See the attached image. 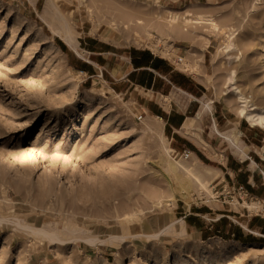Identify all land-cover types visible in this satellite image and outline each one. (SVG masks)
I'll list each match as a JSON object with an SVG mask.
<instances>
[{
    "label": "rangeland",
    "instance_id": "obj_1",
    "mask_svg": "<svg viewBox=\"0 0 264 264\" xmlns=\"http://www.w3.org/2000/svg\"><path fill=\"white\" fill-rule=\"evenodd\" d=\"M132 49L172 69L165 99ZM232 72L264 108V0H0V264H264V128Z\"/></svg>",
    "mask_w": 264,
    "mask_h": 264
},
{
    "label": "crops",
    "instance_id": "obj_2",
    "mask_svg": "<svg viewBox=\"0 0 264 264\" xmlns=\"http://www.w3.org/2000/svg\"><path fill=\"white\" fill-rule=\"evenodd\" d=\"M128 58H129V63L132 66V69L129 70L126 73V75H127V79L131 82V85H134L137 87L139 86L140 88H142L146 91H151L153 94L155 93L156 95H160L161 98L165 99L168 95L167 94L168 88H166L165 94H162L161 92H159L160 89L156 90L155 86H154V85H156L157 87H159V86L168 87V85H166L165 82H167L168 84L170 83V84L174 85L171 82V80H169V78H167V74L172 72V69L165 67V65H166L165 61L162 58L154 56L149 51H146L144 49H132ZM154 58H158V59L162 60L161 62H157L158 68L155 69L151 66H138V65H140V63L146 62V61L151 63L154 60ZM133 60L136 61V64L133 63ZM178 74H179V76H183L182 73H178ZM117 80L118 79H116V81ZM179 90L184 92L181 89H179ZM155 104H157V103L152 102L150 100L148 103L145 102L146 108H143L144 111H149L150 113H152V115H154V117H158V118H161V117H159L157 114H163L164 119H165V121H164L165 125L167 124V127L172 128L173 133L180 134V130H183V131L189 130V129L186 130L184 125H185V123H187V124H189V128H190L191 119L189 120L185 114L179 113L174 109L172 111H168L164 107L165 103L164 104L161 103V105L160 106L158 105V107H155L154 106ZM168 105L170 106V103H168ZM153 108L155 109V111L153 110ZM161 119H163V118H161ZM186 144H187V146L190 145L187 142H186ZM181 152L187 153L189 155L191 153V150H189L187 148H183L181 150ZM239 186H242L246 190V192H248L249 194H252L248 191V189L244 185L240 184ZM246 229L249 232L254 231L250 227H246Z\"/></svg>",
    "mask_w": 264,
    "mask_h": 264
},
{
    "label": "bare ground",
    "instance_id": "obj_3",
    "mask_svg": "<svg viewBox=\"0 0 264 264\" xmlns=\"http://www.w3.org/2000/svg\"><path fill=\"white\" fill-rule=\"evenodd\" d=\"M64 20H65L64 18H61L60 22H58L60 24L59 26H60V31H61L62 39L69 46L75 47V43H76L75 37H74L72 31L70 30V28L68 26H66V23H65ZM175 24H176L175 18H173L171 16L168 17V20L166 21L165 26H164V33L167 35V37H169V35H170V33L168 32L167 28H170V27L174 26ZM232 47H234V44L232 42H229V43L227 42V44L225 45V51L228 52L229 50L232 49ZM234 85H235L234 84V72H232V74H230L229 77H228V88H230V90H232L233 92H235V94H236V100H238V102L240 103L239 104L240 106H239V112L238 113H240L241 116L244 117L248 121V123H250V125L255 126V127L256 126H261V127L264 128V108L255 105L250 99H248L238 89V87H236ZM206 107L208 108V104L206 105ZM184 127H185L186 130H188L189 124L185 123ZM229 142H231L233 144V146H236V144L232 140H230ZM237 151H239V150H237ZM200 185L203 186V184H200ZM201 189L203 190V188H201ZM247 206L249 208L254 207V206L248 205V204H247ZM165 229H167V227ZM252 232L253 233H257L255 231H252ZM137 234L138 235L141 234V236L142 235H144V236L145 235L146 236L148 235L147 233H144L143 234V233H136V232L133 235H137ZM125 235H127V234H125ZM133 235H132V237H133ZM151 236H153V235H151ZM125 237H127V236H124V234H118V235H111L110 236V239H124ZM54 238H55L54 236H51L50 237V240H54ZM87 241L89 242V244H94L97 241V239L93 238V239H88Z\"/></svg>",
    "mask_w": 264,
    "mask_h": 264
},
{
    "label": "trees",
    "instance_id": "obj_4",
    "mask_svg": "<svg viewBox=\"0 0 264 264\" xmlns=\"http://www.w3.org/2000/svg\"><path fill=\"white\" fill-rule=\"evenodd\" d=\"M161 61H162L161 59L154 58V60L151 63L146 61V62L140 63V65H138V66H151V67L156 69V68H158L157 62H161ZM133 63L136 64V61L133 60Z\"/></svg>",
    "mask_w": 264,
    "mask_h": 264
},
{
    "label": "built area",
    "instance_id": "obj_5",
    "mask_svg": "<svg viewBox=\"0 0 264 264\" xmlns=\"http://www.w3.org/2000/svg\"><path fill=\"white\" fill-rule=\"evenodd\" d=\"M177 62H179V63L182 62V58L181 57H178ZM238 190H239V192L244 193V195H247L246 190L242 186H239L238 187Z\"/></svg>",
    "mask_w": 264,
    "mask_h": 264
}]
</instances>
